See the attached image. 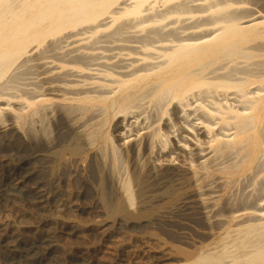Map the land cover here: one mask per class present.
<instances>
[{
    "label": "bare ground",
    "instance_id": "bare-ground-1",
    "mask_svg": "<svg viewBox=\"0 0 264 264\" xmlns=\"http://www.w3.org/2000/svg\"><path fill=\"white\" fill-rule=\"evenodd\" d=\"M129 17L134 18V19H132V21H127L130 23H127V24L126 23H124V24L120 23L119 26L117 25V27H115L116 26L115 24H117L118 22H120L124 19H128ZM130 20H131V18H130ZM124 22H126V21L124 20ZM175 24H177L178 28H176V30H174V31H170V33H169L170 37H173L172 40H169L170 38H167L166 42L168 41V43L164 44L163 46L160 47V49L158 51H156L155 54L158 56V57L156 56L157 58H154V56L150 55L151 53L147 54V52H149V50L147 49L145 51L146 52L145 56L144 55H143L144 57L142 56L143 58H140V56L136 60L133 58L134 59L133 63L136 65H132L133 69L130 72H127L125 74L122 73L124 78L115 79L111 75H109V76L106 75L108 77V79H110L109 80L110 82H113L117 85V87H115V89H114L115 90L114 94L116 95L115 98L110 99V98L102 97L99 100L86 98V99H84V101H85V103H88V104H92L95 102H102L106 108H109V109L117 108L118 111L125 112V114H127L126 111L129 110V112H128L129 115H130V111H131L130 109L133 107V105H135V104L138 105L140 102L146 100V98L148 100L150 98V102L153 104V107H154V105L157 106L156 109H158V108L165 109L164 108L165 106L174 104L176 106V108L180 110V113H182L181 118L184 121L183 123H185V125L182 127V131L185 134L180 136L181 141H179L178 144L176 143L177 145L175 144L176 148L173 151H170V152H172L171 155L169 156L166 154L168 159L165 158V156L163 155L165 160H164V158L162 160H164V161L160 162L158 159V161H159L158 163L155 162L153 165H151L152 166L151 169H153L154 171H158L157 173L159 175L162 172L166 173V172L173 170V169H174V172H177V173L182 172L181 170H185V169L182 168L183 166L181 165L182 164L181 158H183V159L185 157L188 158V156L192 157L193 164L196 165V163L198 161L199 163H197V164H199V166L204 167V168H208V165H210V164H212V166L214 167L215 164L213 165V163H216L219 165V163H217V162L220 161V159H222L223 157L235 155L236 159L234 156H233L234 158L231 157L234 159V161L229 162L228 165L225 164L226 166H224L221 170L222 173H224L230 177H233L236 175L237 176L243 175V174L247 173V171L250 168H252L253 164L258 159L259 160V162H257L258 165H257L255 171L253 172L254 176L252 175L255 178L254 179L255 181H253L255 183H253V184H254V189H263V191L262 190H261L262 192L259 191L260 193H258V192L255 193V191H254L253 193H251V195H249V196L247 195L248 196L247 201H244L240 206L236 205L237 208L231 207L229 214L226 211L228 216H224V215H227L226 213L224 214V212H223L224 215L218 214V215L214 216V218H215L214 222H218V224L220 225V228L226 229L225 236L228 235L229 238L231 237L233 239L232 243H231L232 246H228V244H226L224 242L225 239L223 237L221 239L223 246L221 247L222 249L219 248V249H221L220 251H217L218 249H216L217 252L206 251L199 256V258L196 260V263L197 264H264V0H0V81L5 79L7 76H9L10 78H16V79L21 80L22 70L21 71L19 70V68H20L19 65H20L21 67L27 66L28 68H31V69L32 68H37V70L40 69V71H41L40 76L42 77L41 79H43V80L47 79V81L49 78L53 79L52 81L57 79V82H58L60 77L61 78L62 77H70V75H71V73L63 72L64 69L61 67H60L61 70L59 71V59H60V57H59V54H60L59 53V49H60L59 44H63L66 42L69 43L70 41H72L73 44H76L77 46H75L74 49H72V51H70V52L77 53V55H78L79 52L81 54L80 50L82 49L79 46L85 45L87 41L89 43H91V41L94 39L93 36H96V34H98L100 32H104V29H105V31H107L106 36L110 38V36H112V35L116 36V35L123 33V31L125 29H127L129 26H131L130 29H133V30L136 29L137 32H143V31L146 32L147 28L151 27L152 30L149 29L147 34L144 33L142 36L139 35V39L136 36L138 41H139L140 37H143L144 35H147L146 38H149V40H151L150 38H152V37L150 35L154 34V35L158 36L160 34L159 32L161 30H163V31H162V34H160V35H165L168 32L163 34L165 32L164 29H166V28L168 29L169 26H171V25L173 26ZM102 27H106V28H104L102 30L101 29ZM153 28H155V29H153ZM170 29H172V28H170ZM139 34H141V33H139ZM121 35H120V37H121ZM154 35H152V36L154 37ZM114 36H112V37H114ZM125 36H127V35H125ZM129 36L130 35L128 34L127 37H129ZM157 36H156V38L159 37V39H161V37L162 38L166 37V36H164V37L163 36L157 37ZM104 37H103V40L105 39ZM120 37H119V41H121V40L123 41V39H125V38H122L120 40ZM129 38H131V37H129ZM159 39L158 40L156 39L157 42L159 41ZM125 40H124V42H125ZM127 40H128V38H127ZM129 40H128V42H131V40L130 41ZM48 41L50 42L49 45L46 43ZM122 41L118 42V43H122ZM133 41H134V38H133ZM133 41H132V43H133ZM94 42L98 43L101 41L95 40ZM94 42L91 44H94ZM105 42H106V39H105ZM141 42L139 41L140 44H141ZM148 42L149 41H147V44H148ZM150 42H153V38H152V41H150ZM45 43L48 45L49 48L47 47L48 49H46L45 51L38 52L39 49L41 48V46H43ZM136 43H137V40H136ZM139 43H137V44H139ZM102 44L104 45V42ZM125 44H127V43H125ZM147 44H145V46ZM97 45L98 44H96V46ZM134 45H135V43H134ZM150 45H148V48L150 47ZM91 46H90V48H92ZM121 46H123V45H121ZM121 46H119V48H117V49L123 50V48L126 47V46H124V47H121ZM142 46H144V45H142ZM87 47H89V46H87ZM155 48L153 47L150 49L154 50ZM102 49H103V47H102ZM126 49H128V48H126ZM114 50H112V51H114ZM136 51H137V49H136ZM141 51H142V49H141ZM141 51H140V53H141ZM105 52H106V50H105ZM130 52H132V51H130V49H129V51H127V53H130ZM140 53H138V55ZM105 54H107V53H105ZM131 54L129 57H131ZM136 55H133V56H136ZM101 56H103V54H101ZM86 57H83V58L86 60L87 59ZM92 57L90 59L95 61L94 57H93V59H92ZM105 57H106V55H105ZM70 58H68V59H70ZM101 58H104V56ZM75 59L78 60V58H75ZM80 59L82 60L81 57H80ZM153 59H155L157 62H155V60H153ZM65 60H67V59H65ZM119 60H121V59H119ZM130 60H132V59H130ZM130 60H129V62L131 63L132 61H130ZM72 62H75L74 59ZM84 63L85 62H82L83 65H85ZM87 64H91V63L88 62ZM95 64L93 63V65H95ZM103 64H104V62H103ZM103 64H101V66ZM117 64H116V67H117ZM120 64H119V66L123 65V64L122 65H120ZM17 65L19 68H15ZM97 65H98V63H97ZM124 65H126V64H124ZM105 66H107V64ZM109 66L111 67L112 65H109ZM27 67H26V69H28ZM99 68H100V66H99ZM88 69H90V68H88ZM88 69H86V70H88ZM110 69H112V68H110ZM115 70H117V69H115ZM118 70L121 71L120 69H118ZM126 70L124 69V71H126ZM93 71H94V69H93ZM99 71H101V70H99ZM18 72L21 76L18 74ZM23 73H24V71H23ZM117 73H118V71H117ZM28 74H25V75L27 76ZM114 74H115V72H114ZM83 75H85V74H83ZM18 76H20V77H18ZM33 76H36V74ZM74 77H76V76H74ZM81 77H83V76H81ZM103 77L105 78V76H103ZM86 78H87V75H86ZM6 79H7V81H9L8 83H10L11 79L10 80H8V78H6ZM16 79L11 81V83L14 81L16 83V81H18ZM22 79H25V78H22ZM26 79H27V77H26ZM41 79H38V80L40 81ZM98 79H99V77H98ZM105 79H107V78H105ZM43 80H41V81H43ZM47 81H45V82H47ZM52 81L50 82V86L53 88V87H55V85H54V82H52ZM64 81H69V80H64ZM106 81H108V80H106ZM45 82L43 85L46 84ZM27 83H25V86H24L25 88L28 87V86L26 87ZM30 83H33V82H30ZM36 83H35V86L37 85ZM21 84L22 83H20V85ZM5 85H3V86H5ZM31 85H33V84H31ZM103 85H105V84H103ZM7 87H8V85L6 86L5 89L8 90L10 86L8 88ZM20 87H22V86H20ZM2 88L3 87L0 86V90H3ZM30 88H33V87H29V89ZM35 88H37V87H35ZM46 88H49V87H46ZM56 88L58 89L59 87H56ZM95 88H97V86ZM15 89H16V87H15ZM17 89H19V88H17ZM64 89L65 88H63V90ZM22 90H23V88H22ZM26 90L28 93V89H25V92H26ZM54 90H56V89H54ZM47 91H50V90H47ZM56 91H58V90H56ZM64 91H66V89ZM67 91H70V90H67ZM21 92H23V91H21ZM31 92L29 91V94ZM36 93H34L33 96H32L33 93H31L30 97L31 96L34 97ZM100 93H102V92H99V94ZM106 93H104V94H106ZM3 94H5V93L4 92L2 93V91H1L0 95L2 96ZM68 94H70V93H68ZM6 95H8V94H5V96ZM11 95H12V93H11ZM93 95H94V93H93ZM108 95H109V93H108ZM1 96H0V103L3 102V103H1L3 105V107L1 105L0 110H2V111L7 110L8 107L10 106V103H9L10 100L5 99V98L2 99ZM28 96H27V98L29 99ZM55 96H53V97H55ZM13 97H15V96H13ZM35 97L33 99H35ZM44 97H45V95H44ZM48 97H50L49 94H48ZM57 97H58V95H57ZM59 98H60L59 101H62V100L63 101H67V100L70 101V100H72V98H69L66 95H59ZM151 103H150V105H151ZM34 105H36V103L30 104V106H34ZM57 105H55V106H57ZM16 106H18V105H16ZM21 107H24V106L22 105ZM47 107H50V106L48 105ZM53 107H54V105H53ZM59 107H61V106H59ZM74 108H71V109L73 110ZM77 108H75V109H77ZM136 108L138 109L137 106H136ZM143 108H144V106H143ZM145 108H147V107H145ZM20 109H22V108H20ZM49 109H51V108H49ZM93 109H95V108H93ZM40 110H42V108L40 109V107H39V111ZM66 110H68V108ZM134 110H135V108H134ZM141 110H142V108H141ZM39 111H38V113H39ZM56 111H58V110H56ZM137 111H139V110H137ZM156 111H158V110H156ZM52 112L53 111L51 110V113ZM82 112H81V114H82ZM167 112H168V110H167ZM79 113H80V111H79ZM94 113H95V110H94ZM40 114H41V112L39 113V115ZM49 114L50 113L48 112V115ZM101 114H103V113H101ZM141 114L139 113L136 116H131L130 117L131 119L127 120L128 125L126 124L127 126H125V129H124V133H123L124 142L123 143H124V145L134 144V146H135L138 143L142 142L144 147H145L146 153L148 155H150L154 152V148L158 142H161L160 145L162 146L163 142L160 141V140H162V137H161V134L158 130L154 129L155 131H153L149 127H147V125L145 126V124H144L145 122L142 121L143 120L142 117L144 118V116L141 117ZM32 115L33 114H31V116ZM44 115L45 114H43L42 117H44ZM52 115L54 116V114H52ZM70 115L74 116V114L73 115L70 114ZM70 115H69V117H71ZM40 116H39V118H41ZM126 116L127 115H125V117ZM151 116H150V118H151ZM154 116H155V114H154ZM158 116H160V114ZM171 116H173V115H171ZM48 117H50V116H48ZM15 118H16V116H15ZM59 118L61 119V117H59ZM163 118H164V116H163ZM177 118H179V117H177ZM29 119H30V124L32 125L31 117ZM47 119H49V118H47ZM166 119H167V114H166ZM3 120H5V119H3ZM63 120H65V119H63ZM90 120H88V121H90ZM148 120H149V118H148ZM43 121H45V119H43ZM82 121L83 120H81V122ZM154 121H156L155 118H154ZM162 121H164V120H162ZM142 122H144V123H142ZM146 122H148L147 119H146ZM151 122H153V121H151ZM168 122H169V120H168ZM180 122L181 121H179L177 123H180ZM122 123H123V121H122ZM149 123H150V121H149ZM153 123H155V122H153ZM8 124L10 125V123H8ZM38 124H39V122H38ZM83 124H84V122H83ZM180 124H179V126H180ZM62 125H63V123H62ZM149 125L151 126V124H149ZM162 125H164V124H162ZM170 125H174V124H170ZM179 126H177L176 128H179ZM217 126L219 129L218 132L216 129ZM161 128H164V127L161 126ZM116 129H118V128H116ZM170 129L172 130L174 128H170ZM27 130H31V129H27ZM31 131H29V132L31 133ZM162 131H163V129H162ZM167 132H166V134H167ZM172 133H174V132H172ZM175 133H176V131H175ZM177 133H179V132H177ZM180 133H182V132L180 131ZM32 134L33 135L35 134L34 131ZM32 134H30V135L32 136ZM112 134H113V132H112ZM168 134H169V136L171 135V133H168ZM119 136H120V134H119ZM163 138H166V137H163ZM86 139H85V141H86ZM120 139L122 140V138H120ZM176 139H179V138L176 137ZM91 140H93V139H91ZM102 140L104 142H108L111 139L107 135L103 134ZM167 142H168V140H167ZM167 142L164 145V147L167 146ZM84 143L81 145L83 146ZM32 144H34V143H32ZM158 146L159 145H157L156 148H158ZM113 147H115V146H113ZM122 148H124V147H122ZM131 149L133 150L132 147H131ZM169 149L171 150V148H169ZM132 150H130V151H132ZM158 150H160V148ZM165 150L166 149L162 150V152L160 151L159 154L160 153H162V154L166 153ZM73 151L75 153L80 152L77 145L73 149ZM121 151H122V149H121ZM156 151H157V149H156ZM167 151H168V149H167ZM117 153H119V151ZM117 153L115 155H117ZM140 153H144V151L140 152ZM157 153H158V151L156 152V156L158 155ZM98 155H99V153H98ZM112 156H110V157H112ZM152 156H155V155H152ZM194 156L197 157L198 160H196V158H193ZM117 157H118V155H117ZM140 157H144V156L140 155ZM140 157H139V159H140ZM155 157H154V160L156 159ZM97 158H99V157H97ZM131 158L133 159V157H131ZM118 159H119V157L117 158V161H118ZM148 159H149V157H148ZM148 159H147V161H148ZM189 159L191 160V158H189ZM194 160H195V163H194ZM100 161H101V159H100ZM102 161H103V158H102ZM180 161H181V164H179ZM184 161H185V159H184ZM76 162H78V161H76ZM83 162H81V163H83ZM138 162L139 161H137L136 163H138ZM152 162H154V161H152ZM149 163L151 164V161ZM190 163H191V161H190ZM99 164H96V165L98 166ZM107 164H110V162L109 163L107 162ZM186 164H187V161H186ZM100 165H102V164H100ZM133 165H135V164H133ZM188 165H189V163H188ZM81 166H82V164H81ZM107 166H106V168H108ZM137 166H139V165H137ZM144 166L145 165L143 163L142 167H144ZM184 166H185V164H184ZM222 166H223V164H222ZM102 167H100V168H102ZM140 167H139V169H140ZM139 169L137 170V172L139 171ZM134 170H136V169H134ZM146 170H149V166H148V169H146ZM186 170L193 172L189 168H186ZM101 171H103V170H101ZM132 171H133V168H132ZM140 172H141V174H139ZM140 172L138 173L139 174L138 176L136 174H134L135 176H133V177H135V178H133V177L130 178V179L133 178L132 181L127 180L124 184H121L119 186L123 192V197H124V199L122 200L123 202H118L116 204V206H114L115 204L112 205L110 202H108L107 197H106L107 195L106 196L103 195L104 198H103L102 202L105 205V206L104 205L103 206L105 208H107L112 213L111 216L113 214L126 213L127 212V205H128V207L134 206L136 203L135 200H137V198L139 199V201H138V203H139L138 204L139 205L138 206L139 207L138 213L144 212L143 207L147 202V199L145 197V194L147 192L145 193V191H146V189H148V183H149V180L147 183L146 178H148L149 176H147V174H145L146 178H144V171L141 170ZM149 172H150V170H149ZM133 173H136V171ZM110 174L106 173L105 175H107V177H108V175H110ZM123 174H125V173H123ZM158 174H157V176H158ZM191 174H192V180L197 181L198 179H196L195 173H191ZM113 175H114V173H113ZM152 175H153V173H152ZM173 175H174V173H173ZM179 175H176V176H179ZM176 176L174 175V178H177ZM104 178H106V177H104ZM110 178L111 177H109V179ZM160 178H161V176H160ZM174 178L171 177V179H174ZM248 178L249 177L247 176V180H248ZM153 179H157V178H153ZM163 179H165V178H163ZM243 179H242V181H243ZM114 180H116L115 176H114ZM155 181L158 182V180H155ZM188 181H189V179H188ZM188 181H186V182H188ZM195 181L193 182V184L197 183ZM7 182L8 181H6V183L0 182V193H2L8 201H15L16 198L12 193V191L15 189H7L8 186L11 184V183L9 184ZM152 182H153V180H152ZM152 182L150 181L151 184H152ZM167 182L165 180V183H167ZM210 183H209V185H210ZM117 184L118 183H116V185ZM132 184H134L136 186V188L138 189V191H137L138 195L137 196H136L135 192L132 190L135 187V186L132 187ZM222 184H223V182H222ZM105 185H106V183H105ZM105 185L101 182L100 187L102 189H104ZM163 185H164V182L161 184V188L163 187ZM207 185H208V183H207ZM248 185H249V181H248ZM111 186H112V184H111ZM158 186L160 189V185H158ZM217 186H218V184H217ZM233 187H234V184H233ZM244 187H247V186L244 185ZM151 188H153V187H151ZM186 188H188V187H186ZM179 189H180V187H179ZM179 189H177V190H179ZM17 190H19V189H17ZM37 190H35V191H37ZM151 190H153V189H151ZM151 190H148V191H150V193L152 194L153 191L151 192ZM160 190H162V189H160ZM172 190H174V189H172ZM197 190H198L199 195L197 194L198 198L195 200L196 201L195 204L198 207V209L201 211V212L200 211L199 212L204 217V220L205 221L207 220L206 222H208V220L210 219V216H212V212L216 211L215 210L216 207L219 206V203H221V201L223 199L220 195L216 194L218 191L216 193H212L211 195H209L206 192L209 196H205L204 195L205 193H203V191L205 192V191H209L212 189H210V188L204 189L203 185L198 186ZM247 190H248V188H247ZM157 191H155V192L157 193ZM104 193H105V190H104ZM37 194H39V192ZM45 194L47 195V193H45ZM193 194H194V192H193ZM16 195H17V193H16ZM52 195H53V193H52ZM160 195H162V194H160ZM228 195H229V193H228ZM135 196L137 197L136 199H135ZM187 196H186V199L188 198ZM230 196H232V195H230ZM63 197L61 199L59 198L60 199L59 201L52 197L53 199L58 201L57 204H55L54 206H51L49 203L43 201V199L41 200V196H38L37 198L33 197L32 199L35 198L33 201H31V202L27 201L28 203H24V204L26 205V207L28 209L35 210L36 212H38L42 215H44L45 213L52 211V210H57L58 212L63 213L65 211L67 212V210H69L68 209L69 199H67V198L65 199ZM192 197H194V196L192 195ZM155 198H156V196H155ZM162 198H164V197H162ZM234 198H235V196H234ZM19 199H21V198H19ZM239 199H241V198H239ZM228 200H229V198H228ZM150 202H152V201H150ZM229 202H227V203H229ZM17 203L18 202H16V204ZM239 203H241V202L239 201ZM18 204H20V203H18ZM52 204H54V203H52ZM147 204H148V202H147ZM13 205H14V203H13ZM185 205H186V203H185ZM5 206H4V208H5ZM227 206H228V204H227ZM11 208H13V207H11ZM193 208H194V206H193ZM193 208L191 207V209L193 210L192 213L197 211V209L195 210V208L194 209ZM171 209L173 210V208H171ZM184 209H186V208H184ZM191 209H189V211ZM223 210H225V209H223ZM20 211H22V210H20ZM25 211H26V209H25ZM170 211L171 210L169 209V212ZM5 212H6V210H5ZM134 212H135V210H134ZM169 212H167V213L169 214ZM219 212H221V211H219ZM7 213H8V211H7ZM32 214H34V213L32 212ZM47 214L49 216V213H47ZM64 214L66 215V213H64ZM72 214H69V215H72ZM163 214H166V213L164 212ZM197 214L199 215V213H197ZM20 215H23V214H20ZM34 215H36V214H34ZM67 215H66V217H69ZM109 215H110V213H109ZM194 215H196V214L194 213ZM194 215H192V216L195 217ZM45 216H47V215H45ZM188 216L189 215H187V217ZM14 217H16V216H14ZM63 217H65V216H63ZM189 217H191V215ZM21 218H19V219H21ZM26 218H27V216H26ZM58 218H59V216H58ZM198 218H199V216H198ZM201 219H203V218L201 217L200 220ZM30 220H31V218H30ZM21 221H22V219H21ZM53 221H55V220H53ZM160 222H162V221H160ZM210 222H211V220H210ZM158 224L159 223H157V225ZM207 224L209 225V222ZM215 226H216V224H215ZM214 228H216V227H214ZM214 228H212V229H214ZM230 229H232V230L230 231ZM42 230H43V228H42ZM217 230H218V228H217ZM46 231L47 230H45V233H46ZM58 233H59V231H58ZM0 235H1V232H0ZM53 235H52V237H53ZM19 236H18V238H19ZM15 237L16 236H14L12 238L11 237L10 238H7V237L4 238L2 236L0 237V264H53L54 263V262L52 263L51 258L49 257V253H48L49 250L52 249V244H53L52 239H51L52 237L47 235V233L41 234V235L38 234V236H36V237L33 236V238L24 239V240H19L18 238H15ZM228 243H230V242H228ZM218 244H220V243H218ZM235 251H238L240 253L236 254ZM137 253H139V252H137ZM133 256H134V254H133ZM68 258H71V257H68ZM124 258H126V257H124ZM126 259H124V260H126ZM128 260L130 261V263L134 262V261H131L129 259V256H128ZM138 260L139 259H137V262H138ZM144 261H146V260H144ZM84 264H86V263L84 262ZM89 264H93V263H89ZM134 264H135V262H134Z\"/></svg>",
    "mask_w": 264,
    "mask_h": 264
},
{
    "label": "rangeland",
    "instance_id": "rangeland-1",
    "mask_svg": "<svg viewBox=\"0 0 264 264\" xmlns=\"http://www.w3.org/2000/svg\"><path fill=\"white\" fill-rule=\"evenodd\" d=\"M130 18H131V20H130ZM132 19H134V18L129 17L128 19H124L126 22H124V20H122V21L118 22L117 24H115L116 25L115 27H117V25L119 26L120 23L121 24L130 23L127 21H132ZM104 28H106V27H102L101 29L103 30ZM130 28H131V26H129L127 29H125L123 31V33H121L122 35L121 34L116 35L117 37L112 35L114 37L110 36V38L106 36L107 31H105V29H104V32H100L101 34L100 33L96 34V36H93L94 39L93 38H92L93 40L91 39L92 40L91 43H93L95 40H98L101 42H98V43L94 42V44H91L87 41L86 42L87 45L86 44L83 45L84 47L79 46L82 49L80 50L81 54L79 52L78 55H77V53L70 52V51H72V49H74L75 46H77L76 44H73L72 41H70L71 43L70 42L69 43L68 42L63 43L64 45L59 44V48H60L59 49V53H60L59 54V57H60V59H59V71L61 70V68H63L64 69L63 72L71 73L70 77L72 79L70 77H62L61 78L59 76L60 78H59L58 82H57V79L52 81L53 79H51V78H49L48 81H47V79L43 80V79H41L42 77L40 76V73H41L40 69L39 70H37V68L31 69V68H28L27 66L21 67L20 65H19V67H20L19 68L17 65L15 68H19L20 71L22 70L21 75L23 77L19 74L20 71L18 72V74L21 76V80L16 79V78H10L9 76H7L6 78H8V80L11 79V81H13L16 79L18 81H16V83H15V81L12 82L13 84L11 83V81H10V83H8L9 81H7L6 78L3 79L4 81L3 80L0 81V86L3 87L2 88L3 90H0V93L2 91V93L4 92L5 94L9 95V96L8 95L5 96V94H3L2 96L0 95L1 98L2 99L5 98V99L10 100V102H9L10 106L8 107V109L3 110V111L0 110V121H1L0 122L1 123L0 124V126H1L0 127V182L6 183V181H8L7 183H9V184L11 183L7 189H15L12 191V193L16 198L15 201L20 203V204H18V203L16 204L15 201H8L4 197V195L2 193H0V199H1L0 200V232H1L0 237L2 236L4 238H6V237L12 238V237L16 236L15 238H18V236L20 235L18 239L24 240V239L33 238V236L36 237V236H38V234L41 235V234L47 233V235H49L50 237H52V235L54 234L53 237L51 238L52 243H53L52 249H50L48 252L52 263L54 262L53 264H84V262L86 264H89V263H93V264H121V263L122 264H129L130 261L128 260V256H129V259L131 261L135 262V264L136 263L137 264H159L160 262H161L160 264H197L196 260L204 252H206V251L217 252V251H220L222 249L221 247L223 246V243L221 242V239L223 237L225 239L224 242L226 244H228V246H232L231 243H232L233 239L231 237L229 238L228 235L225 236L226 229L220 228V225L218 224V222H214L215 221L214 216L218 215V214L224 215L226 213V211L229 214L231 207L237 208V206H240L244 201H247V197L249 195H251V193H253L254 191H255V193H257V192L260 193L263 191V189H254V184H253V183H255V182H253V181H255L254 180L255 178L253 177L254 176L253 172L255 171V169L258 165V163H257V162H259L258 159L253 164L252 168H250L247 171V173H245L243 175H238V176L236 175L233 177H230V176L222 173L221 170L224 166L228 165L229 162L234 161V159H233L234 157L236 159L235 155L223 157L224 159L222 158V159H220V161L217 162V163H219V165L216 163H213V165L215 164L214 167L216 166L215 168L212 166V164H210L211 166L208 165V168L201 167V166H199V164H197V163H199L198 161L195 165V164H193L192 157H189V156H188V158H186V157L184 158L185 161L183 158H181L182 164H181V161L179 162V164H181L183 166L182 168L185 169V170H181L182 171V172H180L181 174L174 172V169H173V170H170L166 173L162 172L159 175L157 173L158 171H154L153 169H151L152 168L151 165H153L155 162L158 163L159 161L160 162L164 161L165 158L168 159L167 155H169V156L171 155L172 152H170V151H173L176 148V145L178 144V142L181 141L180 136L185 134L182 131V127L185 125V123H183L184 121L181 118L182 113H180V110L177 109L174 104L165 106L164 107L165 109H160V108L156 109L157 106L154 105L155 108L153 107V104L150 102V98H149V100L146 98V100L142 101L143 103L142 102L139 103L140 105L139 104L133 105V107L130 109L131 111H130V115H129L128 114L129 110L126 111L127 114H125V112L118 111L117 108H111V109L106 108L102 102H95L92 104L85 103L84 99H86V98H91V99H95V100H99L102 97H106V98H110V99L115 98L116 95L114 94V91H115L114 89H115V87H117V85L113 82H110L109 81L110 79H108L107 76L111 75L115 79L124 78L122 73L125 74L127 72H130L133 69L132 65H136L133 63L134 59L135 60L138 59L139 56H140V58H143L145 56V53H146L145 51L147 49L149 50V52H147V54L151 53L150 55L154 56V58H157L158 56L155 54L156 51H158L161 46L168 43V41L166 42L167 38H170L169 40H172L173 37H170L169 33H170V31L176 30V28H178V26H177V24H175L173 26L172 25L169 26L168 27L169 30L167 28L164 29L165 32L163 34L168 32L165 35H160V34H162L163 30H161V31L159 30L160 34L158 36H163V37L166 36L165 38L161 37V39H159V37L157 35L152 34V35H154V37L152 35H150L153 38V42H150V41H152V38H150L151 40H149V38H146L147 35H144L143 36L144 38L140 37L139 41L140 42L142 41L141 44L138 41L139 35L142 36L144 33L147 34L149 29L152 30V28L151 27L147 28L146 32H144V31L143 32H137L136 29L133 30ZM170 28H172V29H170ZM153 29H155V28H153ZM139 33H141V34H139ZM128 34L130 35L129 37H131V38L127 37ZM120 35H121V37H120ZM125 35H127V36H125ZM136 36L138 37V39ZM156 36L158 38H156ZM103 37L106 39V42H105V39L103 40ZM119 37H120V40L122 38H125L126 40L123 39V41L121 40L122 43H118V42H121V41H119ZM127 38H128V40L130 39L131 42H128ZM133 38H134L135 42L133 41ZM155 38L157 40L159 39V41L157 42V40ZM115 39L116 40L118 39V40L116 41ZM135 39L137 40V43H139V44L136 43ZM124 40H125V42H124ZM146 40L149 41L148 44H147ZM132 41H133V43H132ZM103 42H104L105 46L102 44ZM46 43L49 45L50 42L48 41ZM46 43L43 46H41V48L39 49L38 52L45 51L46 49L49 48ZM95 43L98 45L96 46ZM125 43H127V44H125ZM134 43H135V45H134ZM145 44H147V45L145 46ZM121 45H123V46H121ZM142 45H144V46H142ZM148 45H150L149 48H148ZM87 46H89V47H87ZM90 46L93 49L90 48ZM119 46H121V47L126 46V47H124L123 50L122 49L120 50V49H117V48H119ZM102 47H103V49H102ZM153 47L154 48L156 47V48L154 50L150 49ZM126 48H128V49H126ZM129 49L132 52L127 53V51H129ZM136 49H137V51H136ZM141 49H142V51H141ZM105 50H106V52H105ZM112 50H114L116 53ZM140 51L142 54L140 53ZM137 52L140 54L138 55ZM105 53H107V54H105ZM101 54H103L104 58H101V57H103V56H101ZM130 54H131V57H129ZM105 55H106V57L107 56L108 57L106 58ZM133 55H136V56H133ZM92 56L94 57L95 61L90 59ZM80 57L82 58V60L80 59ZM83 57H86L87 59L85 60ZM93 57H92V59H93ZM68 58H70V59H68ZM72 58L74 59L75 62H72L73 61ZM75 58H78V60ZM65 59H67V60H65ZM119 59H121V60H119ZM130 59H132V60H130ZM129 60L132 62L130 63ZM153 60H155V59H153ZM82 62H85L84 63L85 65H83ZM88 62L91 63L92 65L87 64ZM103 62H104V64H103ZM155 62H157V61L155 60ZM93 63L94 64L96 63V64L93 65ZM97 63H98V65H97ZM101 64H103V65L101 66ZM106 64H107V66H105ZM116 64H117V67H116ZM119 64L120 65L123 64V65L119 66ZM124 64H126V65H124ZM109 65H112V66L114 65V66L110 67ZM99 66H100V68H99ZM26 67L28 69H26ZM88 68H90V69H88ZM110 68H112V69H110ZM123 68L125 70L126 69L127 70L124 71ZM86 69H88V70H86ZM93 69H94V71H93ZM115 69H117V70H115ZM118 69H120L121 71H119ZM99 70H101V71H99ZM23 71L25 74H28V73L29 74L26 76L23 73ZM117 71H118V73H117ZM114 72H115V74H114ZM35 74H36V76H33ZM83 74H85V75H83ZM86 75H87V78H86ZM20 76H18V77H20ZM74 76H76L77 78ZM81 76H83L84 78ZM97 76L99 77V79ZM103 76H105V78H107V79H105ZM26 77H27V79H26ZM22 78H25V79H22ZM38 79H41L43 81H41V80L39 81ZM63 79L69 80V81H64ZM106 80H108V81H106ZM45 81H47V82H45ZM51 81L54 82V85H55V87H53V88L50 86ZM30 82H33V83H30ZM44 82L46 83L45 85H43ZM20 83H22L23 85L22 84L20 85ZM25 83H27L26 84V87L28 86L27 88L24 87ZM35 83L37 84L36 86H35ZM31 84H33V85H31ZM103 84H105V85H103ZM3 85H5V86H3ZM7 85H8V87L9 86L11 87V88L9 87L8 90L5 89ZM95 85L97 86V88H95L96 87ZM20 86H22V87H20ZM15 87H16V89H15ZM29 87H33V88L29 89ZM35 87H37V88H35ZM46 87H49L50 89L46 88ZM56 87H59V88L57 89ZM17 88H19V89H17ZM22 88H23V90H22ZM63 88H65L66 91H64L65 89L63 90ZM25 89H28V93H27V90L25 92ZM54 89H56L58 91H56ZM20 90L23 92H21ZM47 90H50V91H47ZM67 90H70V91H67ZM29 91L30 92L32 91L31 92V93H33L32 96L34 95V93L37 92L38 94L37 93L35 94V96L37 98L35 96H34L35 99H33L34 97H32V96L30 97L31 93L29 94ZM98 91L102 92V93H100L101 95L99 94ZM11 93H12V95H11ZM68 93H70V94H68ZM93 93H94V95H93ZM104 93H106V94H104ZM108 93H109V95H108ZM48 94L50 95V97H48ZM44 95H45V97H44ZM57 95H58V97H57ZM59 95H66L67 97L72 98V100H70V101H68V100L67 101H63V100L59 101V99H60ZM13 96H15V97L17 96V97L15 98ZM27 96L29 97V99L27 98ZM53 96H55V97H53ZM1 103H3V102H1ZM1 103H0V106L2 105ZM32 103H36V105L30 106V104H32ZM150 103H151V105H150ZM52 104L54 105V107ZM16 105H18V106H16ZM22 105L26 109L24 107H21ZM46 105L47 106L49 105L50 107H47ZM55 105H57V106H55ZM59 106H61V107H59ZM136 106L138 107V109L136 108ZM143 106H144V108H143ZM2 107H3V105H2ZM39 107H40V109L42 108V110L39 111ZM74 107L75 108L78 107V108L75 109ZM145 107H147V108H145ZM20 108H22V109H20ZM49 108H51V109H49ZM67 108H68V110H66ZM71 108H74L75 110L74 109L72 110ZM93 108H95V109H93ZM134 108H135V110H134ZM141 108L144 112L141 110ZM55 109L58 111H56ZM51 110L53 111L52 113H51ZM94 110H95V113H94ZM137 110H139V111H137ZM156 110H158V111H156ZM167 110H168V112H167ZM38 111H39V113L41 112V114H40L41 116L39 115ZM79 111H80V113H79ZM48 112L51 115L50 114L48 115ZM81 112H82V114H81ZM101 113H103V114H101ZM139 113L140 114L142 113L141 117L144 116V118L142 117V119H143L142 121H144L145 123L144 122H142V123H144L145 126L147 125V127H149L153 131L158 130L161 134L162 140H160V141L163 142L162 146L160 145L161 142H158L156 144V146L157 145H159V146H158V148H156V146H155V148H154L155 153L153 152L154 154L152 153V154L148 155L145 151V147H144L142 142L138 143L135 146H134V144H131V145L127 144L128 145L127 146V145H124V143H123L124 142V140H123L124 139V137H123L124 129H125V126L128 125L127 120L131 119L130 118L131 116H136ZM31 114H33L34 116L32 115L33 116L32 117ZM43 114H45L44 117H42ZM52 114H54V116ZM70 114H72V115L74 114V116H71ZM154 114H155V116H154ZM157 114L158 115L160 114V116H158ZM166 114H167V119H166ZM38 115L41 118H39ZM69 115L71 117H69ZM125 115H127V116L125 117ZM171 115H173L174 117ZM15 116H16V118H15ZM48 116H50V117H48ZM150 116H151V118H150ZM163 116H164V118H163ZM30 117H31L32 125L30 124V119H29ZM59 117H61V119ZM177 117H179V118H177ZM47 118H49V119H47ZM148 118H149V120H148ZM154 118L156 119V121H154ZM3 119H5V120H3ZM43 119H45V121H43ZM63 119H65V120H63ZM146 119L148 122H146ZM81 120H83V121L81 122ZM88 120H90V121H88ZM162 120H164V121L166 120V121L164 122ZM168 120H169V122H168ZM122 121H123V123H122ZM149 121H150V123H149ZM151 121H153L155 123H153ZM176 121L177 122L181 121L180 122L181 124L177 123ZM38 122H39V124H38ZM61 122L63 123V125ZM83 122H84V124H83ZM8 123H10V125ZM148 123L151 124V126ZM162 124H164L165 126ZM170 124H174V125H170ZM179 124H180V126H179ZM161 126L164 128H161ZM177 126H179V128H176ZM116 128H118V129H116ZM170 128H174V129L171 130ZM27 129H31V130L33 129V130L31 131V130H27ZM162 129H163V131H162ZM216 129L218 132V130H219L218 126L216 127ZM170 130L174 133H172ZM29 131H31V133ZM33 131L35 133L34 135L32 134ZM175 131H176V133H175ZM180 131L182 133H180ZM112 132H113V134H112ZM166 132H167V134H166ZM177 132H179V133H177ZM168 133H171V135L169 136ZM30 134H32V136ZM103 134L107 135L111 140H109L108 142H104L102 140ZM119 134H120V136H119ZM163 137H166V138H163ZM176 137L179 139H176ZM120 138H122V140ZM85 139L87 142L85 141ZM91 139H93V140H91ZM164 140L166 142L168 140L166 147H164V145L166 144V142ZM32 143H34V144H32ZM83 143H84V145L82 146L81 144H83ZM76 145L78 146L79 151H80L78 153H75L73 151V149L76 147ZM113 146H115V147H113ZM122 147H124V148H122ZM131 147L133 148V150L131 149ZM159 148H160V150H158ZM169 148H171V150ZM121 149H122V151H121ZM156 149L158 151L157 156H156V152H157ZM164 149H166L165 150L166 153H163V154L160 153L159 154V152L160 151L162 152V150H164ZM167 149H168V151H167ZM130 150H132V151H130ZM118 151L120 154L117 153ZM143 151H144V153H140ZM98 153H99V155H98ZM116 153L119 157L118 161H117L118 157H117V155H115ZM140 155H142L144 157H140ZM152 155H155L156 157L152 156ZM163 155L165 156V158ZM110 156H112V157H110ZM97 157H99V158H97ZM131 157H133V159ZM139 157H140V159H139ZM148 157H149V159H148ZM154 157L156 158L155 160H154ZM231 157H233V158H231ZM102 158H103V161H102ZM163 158H164V160H162ZM189 158H191V160ZM193 158H196V160H198V158L195 156ZM100 159L102 162L100 161ZM147 159H148V161H147ZM158 159H159V161H158ZM76 161H78V162H76ZM137 161H139L138 162L139 164L136 163ZM150 161H151V164L149 163ZM152 161H154V162H152ZM186 161H187V164H186ZM190 161H191V163H190ZM81 162H83V163H81ZM107 162L108 163L110 162V164H107ZM99 163L102 165H100ZM143 163L145 165L144 167H142ZM188 163H189V165H188ZM194 163H195V160H194ZM81 164H82V166H81ZM96 164H99L100 166L99 165L97 166ZM133 164H135L136 166ZM184 164H185V166H184ZM222 164H223V166H222ZM137 165H139V166H137ZM106 166L108 168H106ZM148 166H149L150 172H149V170H146V169H148ZM100 167H102V168H100ZM139 167H140V169L142 168L141 170L144 171V178H146L145 174H147V176H149L148 178H146L147 183H148V180H149V183H148V189H146V191H145V193L146 192L148 193V194L147 193L145 194V197H146L149 205L146 202V204L143 207L144 212L138 213V209H139L138 201H139V199L136 197L138 195V193H137L138 189L136 188V186L134 184H132V187L135 186L132 190L136 194L135 199L137 198V200H135V202L137 204L135 203V205L132 206L133 208L130 206H129L130 207L129 208L127 205V212L126 213L113 214L111 216L112 213L107 208L104 207L105 205L102 202L104 196L107 195L106 197H107L108 202H110L112 205L115 204L114 206H116V204L118 202H123L122 201L124 199L123 192L119 186L121 184H124L127 180L132 181L133 178H135V177H133V176H135L134 174H136L137 176L139 174H141V172H140L141 170L139 169ZM132 168H133V171H132ZM186 168L191 169L193 172L187 171ZM134 169H136V170H134ZM138 169H139V171L137 172ZM101 170H103V171H101ZM135 171H136V173H133ZM105 172L107 174L108 173L109 174L111 173V174L108 175V177H107V175H105L106 174ZM113 173H114V175H113ZM123 173H125V174H123ZM152 173H153V175H152ZM173 173L175 176L180 174L179 176L181 178L179 176H176L177 178H174ZM191 173H195L196 179H198L197 181L192 180V174ZM157 174L159 177L157 176ZM114 176H115L116 180H114ZM160 176H161V178H160ZM247 176L249 177L248 180H247ZM104 177H106V178H104ZM109 177H111V178L109 179ZM131 177H133V178L130 179ZM152 177L157 178V179H153ZM171 177L174 179H171ZM163 178H165V179H163ZM188 179H189V181H188ZM242 179H243V181H242ZM152 180L154 183L152 182ZM155 180H158L159 183ZM165 180H166V182L167 181L168 182L165 183ZM150 181L152 182V184L150 183ZM186 181H188V182H186ZM194 181L197 182V183H194L195 185L193 184ZM248 181H249V185H248ZM101 182L104 185H105V183L107 185V186L105 185L104 189H102L100 187ZM115 182L118 184L116 185ZM163 182H164V185L161 188V184ZM222 182H223V184H222ZM207 183H208V185H207ZM209 183H210V185H209ZM111 184H112V186H111ZM217 184H218V186H217ZM233 184H234V187H233ZM158 185H160V189H162V190L159 189ZM200 185H203L204 189H206V188L212 189V190L205 191V192L203 191V193H205L204 194L205 196H209L212 193H216L218 191L216 194L220 195L223 199L221 201V203H219V206L216 207V209H215L216 213L214 211L212 212V216H210V219L208 220L209 225L207 224L208 222H206L207 220L206 221L204 220V217L200 213L201 211L198 209V207L195 204V202H196L195 200L198 198L197 196L199 195L197 188ZM244 185L247 187H244ZM151 187H153V188H151ZM179 187H180V189H179ZM186 187H188V188H186ZM247 188H248V190H247ZM17 189H19V190H17ZM151 189H153V190H151ZM172 189H174V190H172ZM177 189H179V190H177ZM35 190H37V191H35ZM104 190H105V193H104ZM148 190H151V192L153 191V193L151 194L150 191H148ZM155 191H157V193ZM192 191L194 192L195 195L193 194ZM38 192H39V194H37ZM51 192L53 193V195ZM16 193H17V195H16ZM45 193H47V195ZM228 193H229V195H228ZM160 194H162L163 196ZM192 195L194 197H192ZM230 195H232V196H230ZM38 196H41V200L43 199V201L49 203L51 206H54L55 204H57V202L64 196L63 198L69 199V201H68L69 202V206H68L69 210H67L68 213L66 211L62 213V212H58L57 210H52V211L47 212V213H49V216H48L47 213L42 215V214L36 212L35 210L28 209L24 203L31 202L35 198H37ZM155 196H156V198H155ZM186 196L188 197L187 199H186ZM234 196H235V198H234ZM18 197L21 199H19ZM33 197H35V198L32 199ZM52 197L58 201H56ZM162 197H164V198H162ZM238 197L241 199H239ZM228 198H229V200H228ZM225 200L227 202H229V201L230 202L227 203ZM150 201H152L153 203ZM239 201L241 203H239ZM13 203H14V205H13ZM52 203H54V204H52ZM185 203H186V205H185ZM226 203L228 204V206ZM4 206H5V208H4ZM193 206H194L195 210L197 209V211L194 212L196 215H194V213H192L193 210L191 209V207L193 208ZM11 207H13L14 209ZM183 207L186 209H184ZM168 208L171 210L170 212H169ZM171 208H173L174 211ZM188 208L191 210L189 211ZM4 209L6 210V212ZM25 209H26V211H25ZM223 209H225V210H223ZM20 210H22V211H20ZM134 210H135V212H134ZM7 211H8V213H7ZM219 211H221V212H219ZM32 212L36 215L32 214ZM162 212L163 213L165 212L166 214H163ZM167 212H169L170 215ZM196 212L199 213V215ZM223 212H224V214H223ZM64 213H66V215L68 214L67 216H69V217H66V215ZM109 213H110V215H109ZM20 214H23L25 217L23 215H20ZM69 214H72V215H69ZM186 214L189 216L191 215V217H189V216L187 217ZM228 214L224 215V216H228ZM45 215H47V216H45ZM192 215H194L195 217H193ZM14 216H16V217H14ZM20 216L21 217L23 216V217L21 218ZM26 216H27V218H26ZM58 216H59V218H58ZM63 216H65V217H63ZM198 216H199V218H198ZM201 217L203 219L200 220ZM19 218H21L22 221ZM23 218L24 219L26 218V219L24 220ZM30 218H31V220H30ZM53 220H55V221H53ZM210 220H211V222H210ZM160 221H162V222H160ZM157 223H159V224L157 225ZM215 224H216V226H215ZM210 226L212 228H214V227H216V228L212 229ZM42 228H43V230H42ZM217 228H218V230L219 229L220 230L218 231ZM45 230H47L46 233H45ZM231 230L232 229H230V231ZM58 231H59V233H58ZM228 242H230V243H228ZM218 243H220V244H218ZM219 248H221V249H219ZM216 249H218V250L216 251ZM137 252H139V253H137ZM235 253L238 254L240 252L235 251ZM133 254H134V256H133ZM68 257H71V258H68ZM124 257H126L127 259ZM124 259H126V260H124ZM137 259H139L138 262H137ZM144 260H146V261H144ZM134 262H131L130 264H134Z\"/></svg>",
    "mask_w": 264,
    "mask_h": 264
}]
</instances>
